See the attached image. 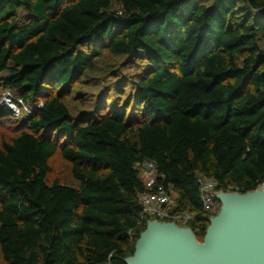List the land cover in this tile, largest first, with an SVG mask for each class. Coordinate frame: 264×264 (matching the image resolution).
I'll return each instance as SVG.
<instances>
[{
    "label": "trees",
    "instance_id": "trees-1",
    "mask_svg": "<svg viewBox=\"0 0 264 264\" xmlns=\"http://www.w3.org/2000/svg\"><path fill=\"white\" fill-rule=\"evenodd\" d=\"M107 53L140 73L73 116L70 90ZM2 90L35 113L0 143V264H125L146 230L145 161L199 241L200 176L264 184V0H0ZM57 152L77 188L48 182Z\"/></svg>",
    "mask_w": 264,
    "mask_h": 264
},
{
    "label": "water",
    "instance_id": "water-1",
    "mask_svg": "<svg viewBox=\"0 0 264 264\" xmlns=\"http://www.w3.org/2000/svg\"><path fill=\"white\" fill-rule=\"evenodd\" d=\"M220 208L202 241L175 222L149 220L125 264H264V185L216 192Z\"/></svg>",
    "mask_w": 264,
    "mask_h": 264
},
{
    "label": "rangeland",
    "instance_id": "rangeland-1",
    "mask_svg": "<svg viewBox=\"0 0 264 264\" xmlns=\"http://www.w3.org/2000/svg\"><path fill=\"white\" fill-rule=\"evenodd\" d=\"M141 65L140 61L113 56L109 53L99 58L95 70L88 73L82 83L70 90L66 103L72 115L77 116L88 111L89 107L99 99L108 100L118 96L111 92L117 82L122 86L121 99H124L130 90L128 81H132L140 73ZM34 113L32 106L20 102L16 95L8 91H0V143L3 140L10 141L22 131L28 130V121ZM50 165L52 172L48 175V182L58 179L62 184L74 188L79 186V182L73 177L70 163L62 157L60 152L51 158ZM171 195L175 200L177 195L172 190Z\"/></svg>",
    "mask_w": 264,
    "mask_h": 264
},
{
    "label": "built area",
    "instance_id": "built-area-1",
    "mask_svg": "<svg viewBox=\"0 0 264 264\" xmlns=\"http://www.w3.org/2000/svg\"><path fill=\"white\" fill-rule=\"evenodd\" d=\"M41 106L42 104L39 105V107ZM138 171L148 190L139 196L142 205L141 225L146 224L149 220H159L187 226L194 221L192 213H176L174 211L175 200L171 195V191L168 192L163 185L158 184L155 163L145 161L138 165ZM161 178L163 179L164 176H161ZM198 183L204 212L211 216L216 215L220 208V204L216 199L218 182L213 178L200 176Z\"/></svg>",
    "mask_w": 264,
    "mask_h": 264
}]
</instances>
